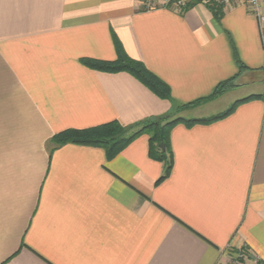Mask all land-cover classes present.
<instances>
[{"label": "crops", "instance_id": "1", "mask_svg": "<svg viewBox=\"0 0 264 264\" xmlns=\"http://www.w3.org/2000/svg\"><path fill=\"white\" fill-rule=\"evenodd\" d=\"M140 2L0 0V264H229L237 251L243 264H264V98L172 127L161 181L167 163L149 156L146 134L111 159L51 145L111 122L134 131L168 116L208 119L255 80L264 89V22L244 2L220 20L204 4L143 11ZM119 54L170 97L80 62ZM230 79L234 88L181 108Z\"/></svg>", "mask_w": 264, "mask_h": 264}, {"label": "trees", "instance_id": "2", "mask_svg": "<svg viewBox=\"0 0 264 264\" xmlns=\"http://www.w3.org/2000/svg\"><path fill=\"white\" fill-rule=\"evenodd\" d=\"M204 4L216 20H220L223 15V7L215 4L214 0H190L182 10L191 9L192 7ZM236 64L239 71L245 70V67L235 57ZM81 64L93 71H100L105 73H127L138 80L142 85L149 89L154 95L162 100H167L170 97L169 88L162 83L157 77L150 73L144 65L135 60H131L123 54H119L117 60L112 62L97 61L92 59H82ZM234 79L221 82L216 87L212 96L207 99L195 101L193 103L182 106L181 108H188L196 106L205 101L214 99L226 91L234 88ZM264 95H251L241 100L235 101L225 112L210 117L208 119L200 120H185L183 118L164 117L160 119H150L140 124V127L132 130L122 128L117 122H111L96 126L85 130H66L55 135L51 140L52 146H61L64 144H75L87 147H96L103 149L106 158L111 159L120 153L134 138L140 134H146L149 137V156L154 160L164 161L167 163L164 175L159 181L168 176L171 169V156L168 146L169 131L175 125L181 124L186 127L195 124L210 123L220 120L231 114L239 105L251 101L253 99H263ZM163 144L165 150L162 151L159 145Z\"/></svg>", "mask_w": 264, "mask_h": 264}, {"label": "built area", "instance_id": "3", "mask_svg": "<svg viewBox=\"0 0 264 264\" xmlns=\"http://www.w3.org/2000/svg\"><path fill=\"white\" fill-rule=\"evenodd\" d=\"M189 0H141V9L143 11H151L157 8H175L181 10ZM244 2L249 10V13L254 15L259 22H264V15L261 13V6L264 0H214L215 4L222 7H229L235 3ZM206 1H203L205 4ZM236 258V259H235ZM229 264H243L245 255L243 252L235 257Z\"/></svg>", "mask_w": 264, "mask_h": 264}, {"label": "rangeland", "instance_id": "4", "mask_svg": "<svg viewBox=\"0 0 264 264\" xmlns=\"http://www.w3.org/2000/svg\"><path fill=\"white\" fill-rule=\"evenodd\" d=\"M263 90L264 89H263L262 84H260V82H258L257 80H255L254 84H252L250 86H247V87H244L242 90L235 91V92L231 93L230 95H228L227 99H224V103L221 106L220 110H218V111H221L222 109H228V107H230V105L234 101H236L237 99H240V98H243V97H247L250 94L263 93L262 92ZM240 252H242V251H240ZM236 253L239 254L238 251Z\"/></svg>", "mask_w": 264, "mask_h": 264}, {"label": "water", "instance_id": "5", "mask_svg": "<svg viewBox=\"0 0 264 264\" xmlns=\"http://www.w3.org/2000/svg\"><path fill=\"white\" fill-rule=\"evenodd\" d=\"M159 148H160L162 151H164V150H165V148H164V145H163V144H160V145H159Z\"/></svg>", "mask_w": 264, "mask_h": 264}]
</instances>
